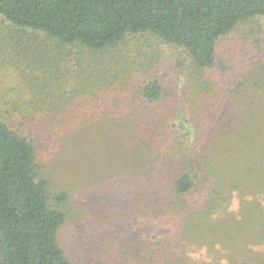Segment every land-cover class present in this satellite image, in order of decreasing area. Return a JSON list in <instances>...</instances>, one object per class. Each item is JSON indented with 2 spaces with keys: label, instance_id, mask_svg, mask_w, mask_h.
Wrapping results in <instances>:
<instances>
[{
  "label": "trees",
  "instance_id": "16d2710c",
  "mask_svg": "<svg viewBox=\"0 0 264 264\" xmlns=\"http://www.w3.org/2000/svg\"><path fill=\"white\" fill-rule=\"evenodd\" d=\"M0 17L12 38L26 36L18 47L29 55L18 65L30 82L17 86L0 72V264H78L62 232L73 195L91 200L94 187L103 206L115 189L125 192L111 202L129 211L125 228L103 214L98 229L112 222L133 236L140 262L201 264L139 240L130 217L151 219L146 233L153 221L187 226L186 235L199 225L185 240L211 244L212 216L227 211L233 191L244 194L246 223L244 236L228 233L230 246L264 243V210L245 201L264 194V37L218 49L245 22L264 18V0H0ZM87 141L98 160L82 165L88 181L67 169L76 164L68 153ZM114 166L111 178L121 182L108 192L102 168Z\"/></svg>",
  "mask_w": 264,
  "mask_h": 264
},
{
  "label": "rangeland",
  "instance_id": "374dc122",
  "mask_svg": "<svg viewBox=\"0 0 264 264\" xmlns=\"http://www.w3.org/2000/svg\"><path fill=\"white\" fill-rule=\"evenodd\" d=\"M8 29V24L0 17V72L6 71L7 69V71L11 73L14 81L17 82V86L18 83H23L28 86L30 82L28 81L27 71L23 66L18 65L19 58L27 57L29 55H25L22 47L20 49L18 47L19 43L22 42L26 36L21 37L20 35H17L16 38H12L11 35L15 36V34ZM253 34L262 38L264 37V18H257L245 22V24L241 25L239 30H235L229 36L223 38L219 43L218 49H228L235 43L244 44L245 42L243 38ZM169 57L171 58V54H169ZM5 79H8V77H5ZM1 87L2 85H0V88ZM6 93V87L3 86L0 89V96ZM213 100L218 104H222V102L224 103L222 100V94L220 93H214ZM178 103L179 105L177 108L179 113L187 117L190 105L184 101L183 96L179 98ZM236 106V102L233 101L229 104V109L231 107L232 110ZM6 109L11 110L12 107L6 106L5 110ZM204 114L205 113L202 112L199 117L204 116ZM218 118L220 117H216L212 113L211 119L214 127L216 126L215 121H217ZM222 118H224V116H222ZM16 119L17 118H15V120ZM9 121L14 124L11 121V118H9ZM213 137H215V134ZM37 143H39V141H37ZM52 154H54V151H52ZM73 154H77L80 159H76ZM68 155L72 156V159H75L76 162L74 165L67 163V169L70 171V174L73 173L76 178L84 175L85 180L88 181L87 168L84 170L83 166H86V164L93 166L98 162V160H92L88 141L73 148ZM52 160L53 162H56L57 160L60 164L63 162V160L58 158V154L52 155ZM115 168L117 169V166H114L113 169L102 168L105 191L109 192V190H111L110 187L112 181H115L117 184L121 182V179L118 177H116V179L111 178L117 174V172L114 171ZM89 179H98V177L89 176ZM79 182L84 183V181L80 179ZM76 183L77 182H74L72 185L74 184L76 187ZM72 185H70V189H72ZM80 186L83 189H87V186L84 184H81ZM88 193L92 197L91 200L87 196L82 197L77 194L73 195L69 202L67 208L69 220L62 232L63 245L67 255L74 261L78 262V264H122L123 262H129V264H152L150 262L145 263L138 261L141 256L140 251H142L140 250L141 245L137 243L138 241H135L133 236L126 234L115 226L114 223L110 222V224H106L98 229V223L100 220H103V214L112 218L116 217L115 220L119 224V227L125 228L129 211L127 209L118 210L116 206L112 208L114 205L111 204V202L114 203L115 197H121L125 195V192L122 193V191L115 189L113 191V201H103L104 206L110 208L112 211L111 214L105 212V207L102 203H98V187L97 189L94 187L92 191ZM232 196L231 205L227 211H220L212 216L211 223H214L215 226L212 228V231H209L212 239L210 240L211 244H193L185 240V237H192V234H195L200 229L199 225L189 228L188 231L190 233L187 231L188 235H186L185 228L187 226L180 225L175 227L168 224H158L156 221L150 223V226L153 227L154 230L150 233H146L144 231L148 228L146 222H150L151 219L148 217H142L138 214L130 217L128 223H130L133 231H138L140 233L137 236L138 239L143 240L147 245L164 242L174 253H180L182 256L189 257L193 261L201 264H258L257 259L260 258V256L264 258V243L252 244L248 242L246 244H240L239 251V248L233 249L230 246L232 245V242L229 234L244 236L243 230L239 229V227L246 223V221L243 220V216L240 215L242 214L241 205L242 196H244V194H241L239 191H233ZM254 199L259 201L261 208L264 210V194H259L255 197L253 194L247 193V196H245V201L248 203L253 202ZM106 202L110 203V206H108ZM251 206H247L246 208L249 209ZM91 221H93L92 225L96 227L90 228ZM81 224L82 226H86V231H84L85 227L80 226ZM235 228H238L236 232H234ZM263 233V231H261L260 234L257 232V235L260 236ZM221 254L222 256H220ZM148 256V252H145L146 259H151V257Z\"/></svg>",
  "mask_w": 264,
  "mask_h": 264
}]
</instances>
